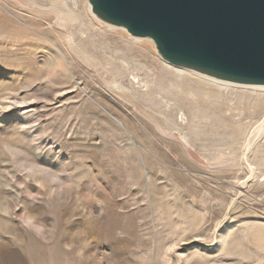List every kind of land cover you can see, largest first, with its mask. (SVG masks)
Here are the masks:
<instances>
[{
    "label": "rangeland",
    "instance_id": "374dc122",
    "mask_svg": "<svg viewBox=\"0 0 264 264\" xmlns=\"http://www.w3.org/2000/svg\"><path fill=\"white\" fill-rule=\"evenodd\" d=\"M65 2L77 47L0 0V264H264V87L181 88L154 42Z\"/></svg>",
    "mask_w": 264,
    "mask_h": 264
},
{
    "label": "water",
    "instance_id": "95a60500",
    "mask_svg": "<svg viewBox=\"0 0 264 264\" xmlns=\"http://www.w3.org/2000/svg\"><path fill=\"white\" fill-rule=\"evenodd\" d=\"M103 22L154 42L166 63L264 86V0H88Z\"/></svg>",
    "mask_w": 264,
    "mask_h": 264
},
{
    "label": "bare ground",
    "instance_id": "6f19581e",
    "mask_svg": "<svg viewBox=\"0 0 264 264\" xmlns=\"http://www.w3.org/2000/svg\"><path fill=\"white\" fill-rule=\"evenodd\" d=\"M18 1H19L20 4H22V3L23 4H26V6L29 7L30 9L40 10V12L41 11H46V12L53 13L56 16V22H55L56 25L66 34V36L68 37V41L70 42V44L72 46H76L75 45L76 44L75 43V38H74L72 32L69 31V30L71 29V26L76 21L79 20L80 17L73 10L70 9V7L66 4L67 2H65V0H51V3L45 4V5L44 4H40L36 0H18ZM21 27H23V26H21ZM88 56H89V54H88ZM88 59L91 60L90 57ZM88 63H90V62H88ZM183 70H184L183 68H178V67H176V69H175V75H177L178 82H180L179 81L180 80L179 78H183L184 77ZM186 70H188V69H186ZM189 71H192V70H189ZM192 72H194V71H192ZM194 74L198 75V77H199V80L198 81H203L206 84L217 86L218 88H220L219 90H221V88H223L227 84V82H228V81L219 80V79H216V78H213V77H209V76H206V75L197 73V72H194ZM176 82H177V80H176ZM133 83L135 85V88H134V90L130 88L131 89L130 93L131 94H135L136 92H139V93L142 92L143 85H141L140 80H136V78H135V80L133 81ZM136 83L140 84V87L137 88ZM181 83H183V82H180L179 84L181 85ZM228 83H233V82H228ZM145 86H147V85L145 84ZM250 86H257V85H250ZM178 87H180V86H178ZM186 87L188 88V86H186ZM258 87H264V86H258ZM181 88H183L182 85H181ZM123 89H124V91L127 90L124 87H123ZM188 89H190V88H188ZM188 89H184V90H187L188 91ZM147 91H149V89ZM188 92H189V94L190 93L193 94L195 91L193 92V90H192V91H188ZM205 92L208 93V95L209 94L211 95V93H210L209 90L208 91H205ZM194 95H197V93L195 92ZM171 99H174V98L171 97ZM152 120L154 121L155 125L159 129H161L162 131H164L166 133H169L172 136H176L177 138H179V134H180V136L183 134V132H182L181 129H179L178 127H176L174 123L169 122L170 120L168 121L166 118L162 122H160L155 117H153ZM174 130H177V132L179 134L177 132H175ZM263 134H264V118H263L262 122H260L256 126V128L252 131L251 135L249 136V138H248V140H247V142L245 144V152H244L245 156L244 157L246 159H248L249 155L253 153V151H254V149L256 147V143H257L258 139ZM181 137H182L183 140H185L187 143H189V140H188L187 135H182Z\"/></svg>",
    "mask_w": 264,
    "mask_h": 264
}]
</instances>
